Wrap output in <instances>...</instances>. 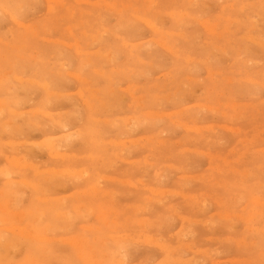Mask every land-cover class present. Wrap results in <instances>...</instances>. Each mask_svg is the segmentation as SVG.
<instances>
[{"label":"rangeland","instance_id":"1","mask_svg":"<svg viewBox=\"0 0 264 264\" xmlns=\"http://www.w3.org/2000/svg\"><path fill=\"white\" fill-rule=\"evenodd\" d=\"M0 264H264V0H0Z\"/></svg>","mask_w":264,"mask_h":264},{"label":"bare ground","instance_id":"2","mask_svg":"<svg viewBox=\"0 0 264 264\" xmlns=\"http://www.w3.org/2000/svg\"><path fill=\"white\" fill-rule=\"evenodd\" d=\"M152 28V27H151Z\"/></svg>","mask_w":264,"mask_h":264}]
</instances>
